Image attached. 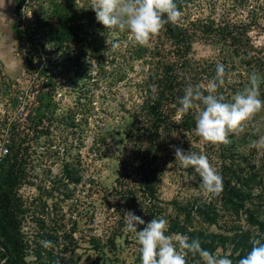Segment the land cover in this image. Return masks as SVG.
Wrapping results in <instances>:
<instances>
[{
	"label": "rangeland",
	"instance_id": "1",
	"mask_svg": "<svg viewBox=\"0 0 264 264\" xmlns=\"http://www.w3.org/2000/svg\"><path fill=\"white\" fill-rule=\"evenodd\" d=\"M60 5H65L67 21L77 30L75 40L57 42L49 35L57 27L56 7ZM89 7L90 0H0V43L10 45L0 49V158L13 131L30 133L26 163L30 182L20 187L19 194L27 208L22 230L31 243V264H39L34 262L32 246L36 241L43 246L44 233L59 236V244L50 239L53 250L48 249L61 256V264H140L135 234L127 232L124 224L119 230L122 234L115 238V249L110 250L107 239L120 218L113 187L118 176L117 155L125 142L121 116L125 107L140 98L133 80L144 76L147 65L121 56L125 43L108 48L121 31L105 29ZM185 15L202 22L211 18L239 28L248 26L243 48L260 57L259 65L242 63L231 46L201 32L191 56L224 65L228 88L223 95L229 101L247 86L246 74L256 72L261 77L260 99L264 100V0H191ZM35 115L39 119L31 122ZM261 135L264 109L228 139L234 142L233 150L245 158L239 159L241 165L249 170V162L262 175L255 193L261 195L264 210V149L248 147ZM231 143H206L193 131L174 129L168 153L160 159V198L167 202L212 196L202 189L194 169H184L175 161L173 146L206 154L220 172L227 156L223 149L228 150ZM66 164L78 170L81 178L58 190L55 180ZM167 211H173L171 205ZM204 228L224 230L206 224ZM69 234L76 246L70 243L73 249L63 252ZM217 250L227 255L221 248Z\"/></svg>",
	"mask_w": 264,
	"mask_h": 264
},
{
	"label": "trees",
	"instance_id": "2",
	"mask_svg": "<svg viewBox=\"0 0 264 264\" xmlns=\"http://www.w3.org/2000/svg\"><path fill=\"white\" fill-rule=\"evenodd\" d=\"M190 1L174 0L182 12L180 20L165 24L146 45L134 42L128 32H121L112 39V42L125 43L122 53H119L121 56L128 61L142 60L147 68L144 76L133 80L137 97L139 94L140 98L125 107V113L121 116L125 122L122 126L125 142L117 155L119 168L113 187L117 193L115 204L120 218L107 242L110 250L115 249V238L122 234L119 230L124 224L123 215L130 210L146 222L152 218H165L168 221L166 235L179 233L188 236L190 240L198 239L201 247L212 253L221 248L227 254L231 253L228 258L236 264L251 250L254 239L264 243V210L260 203L261 195L255 193L256 184L262 183V175L249 162V170L241 165L239 159L242 153L233 150L234 142L226 146L228 150L223 149L227 156H224L220 169L223 189L219 194L209 199L188 197L167 202L159 194V181L163 174L160 159L168 153L174 129L189 132L195 127L196 109L189 110L180 123L174 122L176 108L179 107L176 102L183 96L188 84L206 83L215 75L216 61L201 62L191 56L197 34L201 32L221 39L232 47L233 55L242 63L259 65L261 62L260 57L243 48L246 47L244 37L248 26L239 28L235 23L215 22L211 18L205 22L190 19L185 15ZM56 10H59L58 23L57 27L50 29V37L57 42L77 39V30L67 21L65 5L56 7ZM225 71L227 73L226 68ZM225 79V85L218 90L222 94L223 89L228 88L227 75ZM174 104L176 107H173ZM38 119L35 115L30 121ZM29 134L19 129L11 133L10 153L0 164V264H31L28 260L31 243L22 230L27 208L19 194L20 187L30 182L29 171L26 169L28 148L32 140ZM78 173V170L66 164L60 177L55 180L59 184L57 189L61 190L60 187H65L68 182L78 183L81 178ZM131 176L135 177L133 182L130 181ZM168 205L172 206V212L167 211ZM241 219L243 223H240ZM205 224L224 227V230L209 231L204 228ZM63 236L67 237L68 234ZM72 236L69 234V243L64 242L63 252L76 246ZM41 239H51L58 243L59 236L44 233ZM70 243L73 248L69 247ZM34 244L38 246H32L34 262L61 264V256L49 252L53 247L45 248L39 241ZM187 259L188 264H195L200 258L189 254Z\"/></svg>",
	"mask_w": 264,
	"mask_h": 264
},
{
	"label": "clouds",
	"instance_id": "3",
	"mask_svg": "<svg viewBox=\"0 0 264 264\" xmlns=\"http://www.w3.org/2000/svg\"><path fill=\"white\" fill-rule=\"evenodd\" d=\"M89 8L95 13L96 21L105 29L128 32L139 45L148 44L165 24L177 23L182 16L174 0H90ZM5 46L10 45L0 43V49ZM111 46L117 48L119 43L112 42ZM20 64L17 69L21 67ZM226 75L224 65L218 63L211 79L206 83L188 84L183 96L176 102L179 107L176 108L175 122L180 123L189 110L196 109L192 131L206 143H231L229 134L243 131V123L264 109V100L260 99L259 91L261 77L256 72L246 74L247 86L232 95L230 101L218 91L225 85ZM173 147L175 161L184 169H194L206 193L216 195L222 191L223 177L206 154L185 152L179 147ZM248 147L264 149V135L251 141ZM123 220L125 230L135 234L140 264H188L189 254L200 258L195 264H201V261L203 264H233L228 258L231 253L225 255L217 250L213 254L203 249L198 239L190 240L188 236L179 233L166 235L168 221L163 217L146 222L129 210L124 213ZM138 226H142L140 230ZM42 244L45 248L53 246L48 240ZM252 244L251 250L236 264H264V243L254 239Z\"/></svg>",
	"mask_w": 264,
	"mask_h": 264
},
{
	"label": "built area",
	"instance_id": "4",
	"mask_svg": "<svg viewBox=\"0 0 264 264\" xmlns=\"http://www.w3.org/2000/svg\"><path fill=\"white\" fill-rule=\"evenodd\" d=\"M9 147L3 150L2 157L0 158V164L3 162V160L7 157V155L10 153V145H11V138H9Z\"/></svg>",
	"mask_w": 264,
	"mask_h": 264
}]
</instances>
